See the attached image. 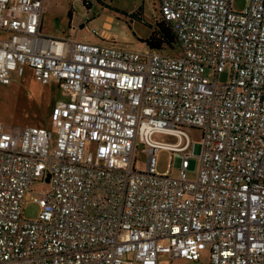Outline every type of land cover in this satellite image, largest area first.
Segmentation results:
<instances>
[{
    "label": "built area",
    "instance_id": "obj_1",
    "mask_svg": "<svg viewBox=\"0 0 264 264\" xmlns=\"http://www.w3.org/2000/svg\"><path fill=\"white\" fill-rule=\"evenodd\" d=\"M245 1L158 0L169 56L47 37L46 0H0V88L30 68L61 92L49 128L0 123V264H264V0Z\"/></svg>",
    "mask_w": 264,
    "mask_h": 264
},
{
    "label": "rangeland",
    "instance_id": "obj_2",
    "mask_svg": "<svg viewBox=\"0 0 264 264\" xmlns=\"http://www.w3.org/2000/svg\"><path fill=\"white\" fill-rule=\"evenodd\" d=\"M46 14L42 32L47 37L55 39L70 36L73 39L87 42H100L99 38L89 31L105 30V38H110V43L118 48L133 50L134 52L148 51L145 40L156 31L160 20L158 0H46ZM246 8L245 0H235L234 9L238 12ZM108 24V26H106ZM164 50L165 55H179L177 47ZM209 74V73H208ZM230 74L225 72L218 77V82H228ZM211 77V76H210ZM209 77V78H210ZM213 82L214 78H210ZM60 86L53 79L49 85L38 83L33 70L26 68L22 77H14L11 86L0 88V123L7 126H21L49 128V114L52 106L61 99ZM193 137L199 132L189 130ZM162 142L161 137L157 138ZM170 142H174L170 138ZM158 171L164 173L170 164V155L160 152L158 155ZM147 157L141 152L137 155L136 170L146 169ZM199 171L197 158L190 159L187 175L195 180ZM172 175L177 176L176 169ZM48 189L44 182L34 184L32 190L36 194ZM33 196L36 197L34 194ZM40 213V208L35 202L27 201L24 204L23 216L27 220H35ZM209 250L202 252L199 263H190L178 260L173 264H208ZM161 264H170L165 256Z\"/></svg>",
    "mask_w": 264,
    "mask_h": 264
},
{
    "label": "trees",
    "instance_id": "obj_3",
    "mask_svg": "<svg viewBox=\"0 0 264 264\" xmlns=\"http://www.w3.org/2000/svg\"><path fill=\"white\" fill-rule=\"evenodd\" d=\"M145 45L149 52H165L164 50H172L171 48L176 47V39L172 32V28L169 25L165 24L164 21L159 20L156 31L152 33L150 38H147L145 40ZM53 107L54 106H52V109ZM51 112L49 114L50 119Z\"/></svg>",
    "mask_w": 264,
    "mask_h": 264
},
{
    "label": "water",
    "instance_id": "obj_4",
    "mask_svg": "<svg viewBox=\"0 0 264 264\" xmlns=\"http://www.w3.org/2000/svg\"><path fill=\"white\" fill-rule=\"evenodd\" d=\"M49 180H50V177L48 176V177H47V182H49Z\"/></svg>",
    "mask_w": 264,
    "mask_h": 264
},
{
    "label": "crops",
    "instance_id": "obj_5",
    "mask_svg": "<svg viewBox=\"0 0 264 264\" xmlns=\"http://www.w3.org/2000/svg\"><path fill=\"white\" fill-rule=\"evenodd\" d=\"M43 25H44V22H43ZM106 26H108V24H106Z\"/></svg>",
    "mask_w": 264,
    "mask_h": 264
}]
</instances>
